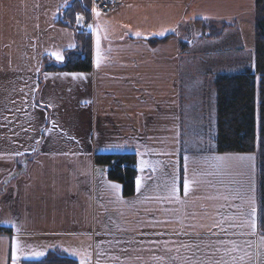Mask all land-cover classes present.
Instances as JSON below:
<instances>
[{
	"label": "crops",
	"instance_id": "1",
	"mask_svg": "<svg viewBox=\"0 0 264 264\" xmlns=\"http://www.w3.org/2000/svg\"><path fill=\"white\" fill-rule=\"evenodd\" d=\"M68 1L0 0V227L12 230L0 232V264H11L5 240L13 238L43 243L45 255H67L71 239L78 246L91 241L92 264H264V237L248 225L253 198L257 210L255 153L198 152V159L219 161L220 169L229 157H255L254 192L241 179L248 162L234 159L246 168L233 179L241 189L219 179L227 211L216 203L213 219L210 212L212 220L201 228L199 185L192 184L188 195L179 190L181 157L183 185L190 174L197 181L193 153L186 150L184 160L181 152L184 143L192 144L183 140L191 136L185 119L199 117L193 101L182 104L180 81L184 76L188 88H200L218 73L250 68L255 0H116L113 12L93 15L91 72L42 73L43 56L56 59L52 53L63 56L75 46L76 31L55 23ZM196 19L230 26L216 39L201 37L198 26L191 36L187 23ZM192 57L200 61L196 74L186 61ZM171 143L177 155L170 159L163 144ZM97 153H136L135 196L124 198L121 185L100 172ZM247 195L251 203L242 199ZM185 200L191 206L186 217ZM163 234L170 244L192 240V248L180 245L164 254ZM151 240L160 246L151 247ZM151 254L156 262L147 258ZM35 259L41 256L19 264Z\"/></svg>",
	"mask_w": 264,
	"mask_h": 264
},
{
	"label": "trees",
	"instance_id": "2",
	"mask_svg": "<svg viewBox=\"0 0 264 264\" xmlns=\"http://www.w3.org/2000/svg\"><path fill=\"white\" fill-rule=\"evenodd\" d=\"M91 0H69L61 9L56 24L76 31L74 47L63 52L58 61L43 56L41 72H80L93 70L92 38L80 31L77 17L90 18ZM255 26V67L239 73H218L212 83L216 92L215 151L220 154H256L257 234L264 237V0H255L250 15ZM201 37L215 39L229 28L227 21L196 19ZM151 40L152 44L170 39ZM182 49L184 42L181 41ZM95 164L106 171L107 179L119 183L124 198L135 196L138 174L136 153H97ZM184 165L180 158L179 190L183 191ZM0 227V232L11 233ZM21 264H81L76 258L50 252L44 258L24 260Z\"/></svg>",
	"mask_w": 264,
	"mask_h": 264
},
{
	"label": "rangeland",
	"instance_id": "3",
	"mask_svg": "<svg viewBox=\"0 0 264 264\" xmlns=\"http://www.w3.org/2000/svg\"><path fill=\"white\" fill-rule=\"evenodd\" d=\"M94 4V2H92L91 0V6ZM217 50V49H216ZM50 57H53L51 55H48ZM54 58V57H53ZM193 58V57H192ZM57 60V59H56ZM61 61V60H58ZM187 62H191V65H193V68L189 71L191 73L196 74L197 72V66H200V61L198 59H191V60H186ZM186 62V64H187ZM250 62L251 59H250ZM249 63V62H248ZM185 64V66H186ZM190 65V66H191ZM184 66V65H183ZM188 68V65L186 66V68H182L183 72H186ZM45 73V72H44ZM51 73V72H48ZM59 73H64V72H59ZM183 81V82H182ZM182 81H180V85H181V89L180 91H182V100L183 103L182 104H186L189 105L190 103H192V101L194 102V106L196 105L198 111H195L194 113L197 115L198 113V118L197 120L195 119L192 122L188 121L187 119H185V129L186 131L189 132V129L191 128V136L189 138L186 139L187 135L185 134V137L183 138V140L189 142L191 141L192 144L190 143H184L182 145L183 148H185L181 153L185 159V157H188L189 154L186 155V150H190L189 153H193V158L190 155L189 159H193V163H194V173L193 175L195 177H197V185L199 188V192L198 195H200V198L203 199L204 196V201L200 202L199 200V207H198V213H199V217L201 218L200 222V228L202 226H205L206 221L205 220H212L213 219V215L215 213V209H216V203L221 204V206H223L225 208V211H227L226 208V204H228L227 202V198L223 197L222 195H224L225 193L222 191V189H226V187L228 188H232L235 191L240 190L241 188H239L240 186L238 185V183H234L233 181L235 179H239V178H235L236 174H239V172H244L246 170L245 166H243L242 163V168H241V163H234V159L233 157H229L228 161H223L222 164L224 166V168H219V165H221V163H219V161H216L214 159H210L207 156H203L202 158L199 157V159L197 158L196 155L199 156L198 152H207V153H211L214 154V130H215V126H216V92L213 89L211 83H206V81L202 80L199 78V81H201V87L197 88L194 87L192 89L188 88L186 86V81H185V77L183 76ZM182 82V83H181ZM44 84H42L43 86ZM41 86V87H42ZM41 91V89H40ZM185 110L182 111V113H184ZM184 133V131H183ZM168 136L170 137V131L168 133ZM189 144V145H188ZM181 147V148H182ZM189 147V148H187ZM163 148H167L168 149V156L171 159L172 155H177V152L175 149H173V143L167 145V144H163ZM201 150V151H200ZM232 161H231V160ZM177 162V161H176ZM188 162V161H187ZM192 163V164H193ZM215 164L216 168H215ZM226 164V165H225ZM254 164V163H253ZM176 166L178 167V163H176ZM192 170V168H191ZM254 165H252V167L249 168V172H248V180L249 183L246 181V179L243 177L242 174V178L244 180V184L247 186H250L251 190L250 192H254ZM212 172H215L217 174H213ZM176 173H178V169H176ZM190 179H191V174L189 175ZM222 179L223 185L226 187H221L222 183H219V179ZM234 179V180H233ZM227 180H230L232 182H229ZM244 193V192H243ZM194 194H196V191L194 192ZM255 196V194H254ZM210 198V199H205V198ZM232 199H234V197H232ZM242 199H245L247 202L249 201L251 203V200L249 198V196H244ZM212 201H214V205L211 206ZM229 203H232L231 200L229 201ZM237 206V205H235ZM250 208V207H249ZM183 210H184V216L186 217L187 214L191 211V206L190 204H187V200H185L184 205H183ZM211 212V217L212 219L209 217ZM194 213L197 214V209L196 206H194ZM181 215V213L179 214ZM185 222L183 223H189L192 222V220H184ZM163 236H165V234H163ZM69 241V245L70 248L67 249L68 252V256L76 258L77 260L84 261L85 264H92V257H91V253L90 250L88 248V246L91 245V241H85L81 246H78V240H68ZM154 242H151L150 246L153 248H156V246H160L159 244H157L156 240H151ZM63 241H60L59 243H61ZM170 240L163 238V251L164 254H170L171 249H175L178 248L180 245V247H182L184 249L187 248H192L191 244H193L192 240H183V241H179L177 245L175 244H170ZM200 242V241H199ZM3 242H1L2 244ZM200 243L202 244H206L205 242L201 241ZM11 244V254H10V263L14 264H19L21 261L25 258H37L38 256H36L35 254L37 253H41V251H43L41 245L43 246V243L40 245V243L38 241L29 239V240H20L19 238H13L12 241L9 240H5V246L6 248L9 246L10 247ZM201 244V247H203V245ZM86 246V248H85ZM205 247H207L205 245ZM48 254V253H47ZM46 254V255H47ZM45 254L43 256H41V258H44L46 256ZM173 256H163V258H168V259H172ZM148 259H150L151 261H155L154 256L151 254L150 256L147 257ZM156 262V261H155Z\"/></svg>",
	"mask_w": 264,
	"mask_h": 264
},
{
	"label": "snow or ice",
	"instance_id": "4",
	"mask_svg": "<svg viewBox=\"0 0 264 264\" xmlns=\"http://www.w3.org/2000/svg\"><path fill=\"white\" fill-rule=\"evenodd\" d=\"M97 15H99V13H97ZM83 20V17H77V22ZM137 35H139V33H137ZM158 35H164V33H159ZM52 55H54L56 57L57 60H63V56L58 54V53H52ZM97 66H99V62L97 64ZM67 75V74H66ZM73 76L75 77L76 74H73ZM114 148H119V147H122V145H113ZM185 159L187 160L188 157H185ZM216 159L218 160H224V159H227L226 157H216ZM235 159H238L240 161H246L248 162L247 166L248 167H251L252 164L251 162H253L255 160V157L252 156V155H247V156H239V157H235ZM145 162L144 161H141V164L143 165ZM187 167V165L185 166ZM197 183V181L195 180V178L193 177L192 179H187L185 180L184 182V195H188V193L192 190L191 189V185L192 184H195ZM137 186L139 188V181H137ZM113 187L115 188H119V185H113ZM173 192H175V188H173ZM256 215H257V210H256V207H255V204H254V198L252 200V206L250 207V211L248 212V217L250 218L248 220V225L249 227H251L252 229H256L257 227V223H256ZM36 256H43L44 253L41 252V253H37L35 254ZM14 264H15V261H14ZM81 264H85L84 261H81Z\"/></svg>",
	"mask_w": 264,
	"mask_h": 264
},
{
	"label": "built area",
	"instance_id": "5",
	"mask_svg": "<svg viewBox=\"0 0 264 264\" xmlns=\"http://www.w3.org/2000/svg\"><path fill=\"white\" fill-rule=\"evenodd\" d=\"M114 3L110 0H95L94 1V9L102 12H110L113 7ZM85 29H88V24L85 26Z\"/></svg>",
	"mask_w": 264,
	"mask_h": 264
},
{
	"label": "water",
	"instance_id": "6",
	"mask_svg": "<svg viewBox=\"0 0 264 264\" xmlns=\"http://www.w3.org/2000/svg\"><path fill=\"white\" fill-rule=\"evenodd\" d=\"M100 172H103V170H102V169H100Z\"/></svg>",
	"mask_w": 264,
	"mask_h": 264
}]
</instances>
